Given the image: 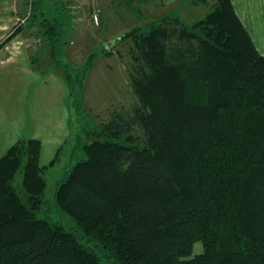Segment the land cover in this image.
<instances>
[{"label": "trees", "instance_id": "trees-1", "mask_svg": "<svg viewBox=\"0 0 264 264\" xmlns=\"http://www.w3.org/2000/svg\"><path fill=\"white\" fill-rule=\"evenodd\" d=\"M38 19L70 96L69 12L34 0ZM128 34L136 102L101 122L60 178L54 203L71 229L44 198L61 146L46 165L37 138L0 156V264H264V55L231 0L191 24L169 14Z\"/></svg>", "mask_w": 264, "mask_h": 264}, {"label": "rangeland", "instance_id": "rangeland-1", "mask_svg": "<svg viewBox=\"0 0 264 264\" xmlns=\"http://www.w3.org/2000/svg\"><path fill=\"white\" fill-rule=\"evenodd\" d=\"M24 0L22 26H29L37 41L36 51L31 52L32 59L40 69L55 68L49 55V48L43 40L40 19L35 24L30 22L32 2ZM62 3L69 12L72 24L68 42L64 48L62 62L69 63L74 79L73 94L69 97L70 133L60 147L54 165L44 170L46 181L45 205L50 208V217L67 229H71L72 220L59 211L54 203L57 184L65 171L79 159L84 142L93 139L91 132L98 129L113 111H130L136 98L132 92L127 70L130 65L131 47L130 31L149 22H157L167 16L168 9L160 8L159 0H50ZM214 2V0H213ZM210 1L200 5L201 10L209 11ZM165 11V12H164ZM165 15H164V14ZM96 14L97 20L93 19ZM172 14V13H171ZM181 17L177 13H173ZM188 24L199 19L202 14H184ZM205 15V14H203ZM182 18V17H181ZM108 37V38H107ZM107 39L115 40L108 48L109 55H103ZM105 40V41H104ZM56 69V68H55ZM59 70L62 75L63 72ZM82 100L77 101L80 94ZM132 137L141 143V131L133 130ZM134 143V142H133ZM21 173L16 174L19 184ZM202 251L200 241L194 242L192 254Z\"/></svg>", "mask_w": 264, "mask_h": 264}, {"label": "crops", "instance_id": "crops-1", "mask_svg": "<svg viewBox=\"0 0 264 264\" xmlns=\"http://www.w3.org/2000/svg\"><path fill=\"white\" fill-rule=\"evenodd\" d=\"M207 1L213 3V0L158 3L160 8L168 9L167 15L177 13L185 21L186 13L204 16L205 11L199 7ZM231 3L256 49L264 55V0H231ZM23 8L24 0H0V156L20 138H37L41 142L39 161L46 165L68 139L70 96L59 70L39 69L32 59L31 52L37 50L38 44L32 35L33 27L18 23Z\"/></svg>", "mask_w": 264, "mask_h": 264}, {"label": "built area", "instance_id": "built-area-1", "mask_svg": "<svg viewBox=\"0 0 264 264\" xmlns=\"http://www.w3.org/2000/svg\"><path fill=\"white\" fill-rule=\"evenodd\" d=\"M31 1H32V0H29V4H31ZM93 19H94V20H97L96 14H93ZM22 22H23V19H20V20L18 21L19 24H21Z\"/></svg>", "mask_w": 264, "mask_h": 264}, {"label": "water", "instance_id": "water-1", "mask_svg": "<svg viewBox=\"0 0 264 264\" xmlns=\"http://www.w3.org/2000/svg\"><path fill=\"white\" fill-rule=\"evenodd\" d=\"M114 41H115V40H114ZM114 41H113V40H111V41L109 40V41L106 43L107 45H106L105 47H106V48H109V47L113 44Z\"/></svg>", "mask_w": 264, "mask_h": 264}]
</instances>
